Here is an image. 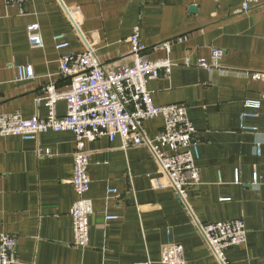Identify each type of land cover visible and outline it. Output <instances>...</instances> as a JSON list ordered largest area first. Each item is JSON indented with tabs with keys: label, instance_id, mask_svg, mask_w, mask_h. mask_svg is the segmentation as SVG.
Masks as SVG:
<instances>
[{
	"label": "crops",
	"instance_id": "1",
	"mask_svg": "<svg viewBox=\"0 0 264 264\" xmlns=\"http://www.w3.org/2000/svg\"><path fill=\"white\" fill-rule=\"evenodd\" d=\"M34 23L42 49L27 42ZM136 26L147 58L175 65L168 78L149 79L147 89L157 107L186 108L196 130L200 185L183 203L144 146L123 151L118 138L105 137L87 143L93 215L88 246L78 249L69 215L73 134L0 138V235L15 238L14 264H160L167 241L183 247L186 264H216L198 225L234 219L244 221L247 237L226 252L228 263L264 264V82L251 77L264 73V0L247 12L242 0H26L23 14L0 0V113L45 118V102L36 99L49 85L58 91L68 85L59 76L62 55L91 48L105 70L130 65L128 38ZM57 35L67 44L62 51L55 49ZM165 42L172 43L168 51L159 49ZM214 49L224 53L219 67L196 68ZM22 66L33 69L34 80L15 81ZM246 102L259 104L257 118L245 121L255 135L240 130ZM56 112L65 114L64 103ZM162 124L144 122L145 137L153 139ZM108 189L115 192L107 195Z\"/></svg>",
	"mask_w": 264,
	"mask_h": 264
},
{
	"label": "built area",
	"instance_id": "2",
	"mask_svg": "<svg viewBox=\"0 0 264 264\" xmlns=\"http://www.w3.org/2000/svg\"><path fill=\"white\" fill-rule=\"evenodd\" d=\"M7 6L17 7L23 14L26 0H3ZM218 3L220 0H212ZM262 0H242V12L259 5ZM27 42L32 49L44 47L40 26L30 24L26 28ZM62 35L53 38L55 49L62 51L67 44L60 41ZM178 41L183 42V39ZM130 44V65L119 64L112 69L101 67L95 50L87 48L79 55L66 54L58 59L59 76L68 80L65 90L58 91L53 85L45 88L42 100L47 108L43 119L34 116L24 119L20 113H0V138L19 137L24 141L36 140L40 135L54 132H70L74 136L72 179L70 181L75 200L69 210L72 220L73 246L85 249L89 243V221L93 215L92 201L88 198L90 179L88 176L89 152L86 144L105 137L110 143L120 140V149L144 146L157 163L161 175L167 178L170 189L186 203L190 190L200 185V158L196 130L190 122L186 108L182 105L157 107L152 94L147 89L149 79L168 78L175 66L168 60L151 61L144 54L145 47L140 41V27H134L128 38ZM171 42L159 45V49L169 50ZM223 51H211L210 60L200 59L198 69H217ZM184 67H191L185 59ZM252 79L264 82V73L251 74ZM30 66L17 68L15 81L34 80ZM65 105V114L57 115L56 104ZM241 114L240 130L256 134L257 129L245 124L246 119H255L259 104L246 102ZM253 110L252 112L250 110ZM161 119L162 128L153 139L143 133V123ZM43 152V154H42ZM39 155L48 152L39 151ZM254 154L260 156L261 145L254 144ZM259 175L252 174L251 184L259 185ZM108 189L107 195L114 193ZM114 217L106 216L105 220ZM198 231L216 264H229L226 252L246 242L247 231L242 219L224 222L201 223ZM15 238L0 235V264L15 263ZM160 264H186L181 245L167 241L160 253Z\"/></svg>",
	"mask_w": 264,
	"mask_h": 264
}]
</instances>
